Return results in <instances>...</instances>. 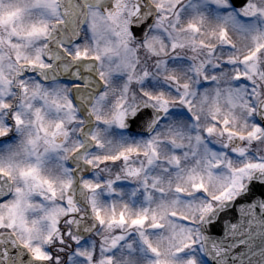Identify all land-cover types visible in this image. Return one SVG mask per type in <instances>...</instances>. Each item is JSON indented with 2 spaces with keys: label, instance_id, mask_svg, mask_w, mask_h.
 Wrapping results in <instances>:
<instances>
[{
  "label": "snow or ice",
  "instance_id": "6c2138e0",
  "mask_svg": "<svg viewBox=\"0 0 264 264\" xmlns=\"http://www.w3.org/2000/svg\"><path fill=\"white\" fill-rule=\"evenodd\" d=\"M105 3L0 0V116L12 108L10 101L20 93L14 116L9 113L8 119H0V137L9 134V119H14L18 130L26 125L36 130L26 142L36 163L15 166L22 186L0 183V264H264V159H248L239 167L228 160L230 175L218 176L213 169L225 161L210 149L206 148L211 156L206 175L195 170L185 173L181 157L173 153L163 162L179 170L174 184L171 177L153 170L162 162L161 147L165 143L184 147L182 130L173 132L168 141L158 136L138 143H127V138L106 140L112 128L126 130L130 124L149 122L151 130L171 114L170 105L175 101L163 92H145L152 104L145 105L143 111H128L117 105L111 113L105 112L107 92L93 94L92 73L97 64L103 67L105 59H118L117 72H134L130 54L135 50L130 41L138 34L153 55L167 54L159 36H144V28L152 20L140 14L139 6L131 15L146 23L137 29L126 17L125 0H114L110 10L104 8ZM212 3L222 11L239 7L240 15L249 19L264 17V9L250 0H231V5L228 0ZM221 19L251 36L254 48L243 55L230 54L223 65L209 60L193 69L205 82L218 85L213 102V118L218 124L221 98L232 109L254 115L257 109L251 101L261 96L258 85L264 83V30L257 23H240L231 13ZM85 26L94 48L81 43ZM189 28L200 31L196 24ZM110 34L116 37L115 44ZM219 39L230 48L236 47L227 28L221 29ZM199 46L212 47L202 41ZM187 47L197 50L194 41L189 44L172 40L173 52ZM209 64L217 70L211 77ZM229 65L232 67L226 71ZM161 67L168 73L165 79L184 89L179 103L191 113V85L181 84L179 69L169 70L167 61ZM112 75L111 66L108 72L98 73L106 88ZM150 75L144 71L141 79ZM26 76L34 79L26 80ZM249 82L253 85L251 91L239 86ZM207 92L205 89V101ZM82 108L87 111V121L81 119ZM149 108H155V118ZM229 115L232 119L226 117L222 122L229 137L253 142L264 135V119L256 120L251 130L241 134L229 127L233 120L239 123V118L234 111ZM25 116L31 119L26 121ZM191 119L199 121L194 114ZM91 121L99 127H74ZM243 127H248L247 121ZM75 131L82 139L73 141L69 149L66 145ZM207 132L211 135L215 128L209 127ZM194 140L195 144L189 146L198 153L202 137L197 135ZM41 142L45 145L43 156L38 151ZM106 147V152L93 151ZM61 151L75 155L76 169L65 166L67 156H58L59 162L45 175L47 157ZM233 152L242 161L248 155L243 147ZM137 157L143 159L137 162ZM162 171L169 172L170 168ZM0 176L11 180L12 171L0 167ZM126 182L139 187L132 189L130 200H117L124 196L122 185ZM182 183L190 185L191 191Z\"/></svg>",
  "mask_w": 264,
  "mask_h": 264
},
{
  "label": "clouds",
  "instance_id": "9594fccd",
  "mask_svg": "<svg viewBox=\"0 0 264 264\" xmlns=\"http://www.w3.org/2000/svg\"><path fill=\"white\" fill-rule=\"evenodd\" d=\"M125 2L127 4L125 14L132 27L139 29L146 23V20L137 21L136 18L131 15L133 10L139 6L141 9L140 14L152 20V24L144 28V36L149 38L152 36H159L163 41L167 54L165 55L161 52L159 56L153 55L145 46L144 37L138 34L130 41V47L135 50L134 54H130L131 63L135 66V71L132 72V70L129 69L117 72L115 66L119 63V60L105 59L103 67L97 64L92 73L93 79L95 80V84L93 85L95 91L93 94L97 95L100 92H107L108 95L105 105L106 113H111L117 105H123V108L128 111L133 109L143 111L145 105L152 104L144 95L145 92L154 95L163 92L171 101L175 102L170 105L172 109L171 114L164 117V119H162L157 126L152 127L151 130L149 128V122H141L137 125L130 124L129 128L126 130L112 128L108 131L106 140L110 139L115 142L122 138H127V143H138L158 136L160 139L168 141L171 139L173 132L178 129L182 130L185 137L183 140L184 147L176 148L170 143H165L161 147L162 162L153 170L154 173L171 177L174 184L176 183V174L179 170L171 168L167 163L163 162L166 157L173 153L181 157V167L184 169L185 173L195 170L196 172L206 175L207 160L211 158L210 152H206V148L210 149L211 152L218 154L219 159L225 161L224 165L213 169L218 176L230 175L229 169L226 166L228 160L232 161L234 167H239L248 159H264V135H262L259 141H241L236 137H229L224 133L222 124L226 117L232 119L229 114L234 111L239 118V123L233 120L229 127L235 132L246 134L247 131L251 130L256 120L264 119V107H261V104L264 103V83L258 85V91H261V96L255 97L251 101L257 109L254 115H250L240 108L232 109L231 106L221 98L219 104L221 111L218 114L220 123L218 124L213 118L214 90L218 85L216 83L205 82L202 77L197 76L193 70L194 67L200 65L201 62L207 63L209 60L213 61V63L218 62L223 65L230 54L238 53L243 55L248 49L254 48L251 36L240 31L231 23H223L221 19L223 16L231 13L237 16L240 23H257L261 30H264V17H256L253 19L242 17L239 7H229L227 11H222L212 3V0H125ZM228 2L231 5V0H228ZM250 2L258 8L264 9V0H250ZM113 3L114 0H106L104 8L109 9V5ZM165 17H167V19H165ZM201 17H203V22H201ZM158 22L161 23L158 24ZM190 24H196L200 28V31H192L189 28ZM222 28H227L229 39L236 45L234 49L228 47L219 39V32ZM213 32L216 33L215 36L212 35ZM109 39H111L114 44L117 42L114 35L110 34ZM173 39L177 40V42H187L189 44L194 41L197 50L194 51L192 47H187L173 52L171 48ZM201 41L212 47L201 48L199 46ZM81 43L94 48L92 36L87 30V26H85V30L81 35ZM209 52H214V55L209 56ZM164 61L168 62L169 70L179 69L177 75L181 84L189 83L191 85L190 91L193 95L188 97L189 101L192 103L191 113L187 111L184 104L179 103L184 89L178 88L176 83L165 79V75L168 73L161 67ZM110 66L113 75L109 79V84L106 88L100 81L98 73L101 71L108 72ZM231 67L232 66L229 65L228 69L225 70L230 71ZM144 71H148L151 74L148 79H141ZM207 71L209 77L217 74V70L211 64L208 65ZM25 79H34V77L26 76ZM106 79L108 78L106 77ZM219 86L223 90L224 84L221 83ZM239 86H246L249 91H251L253 87L250 82L247 85ZM205 89L208 90L207 101L204 100ZM19 98L20 93L18 92L10 101L12 108L5 112L3 116H0V119H8L9 113H12L14 116V110L19 108ZM149 110L154 113L153 118H155L157 114L155 108H149ZM82 111H84V115L81 116V119L87 121V111L84 108H82ZM193 114L199 117V121L191 119ZM30 119V116H25L26 121ZM245 121H247L248 124L247 128L243 127ZM7 126L10 129L9 134L0 137V162H2L0 163V167H3L5 171H12V179L9 180L8 177L0 176V183L12 184L14 187L22 186L18 170L15 166H27L36 163L35 154L32 153L31 147L27 146L26 143L29 134L33 136L36 135V130L34 127L27 125L24 126L22 130H18L14 119H9ZM74 127H85L86 129L90 127L92 130H95L99 125H97L95 121H91L85 125ZM209 127L215 128V132L211 135L207 132ZM197 135L202 137V143L200 151L194 153L193 147L189 145L195 144L194 137ZM189 136L193 137V139L189 140ZM81 139L82 136L79 131H75L66 147L71 149L74 146L73 141H79ZM177 142H180L179 138H177ZM108 147L105 149H93V151L95 153L106 152L108 151ZM236 147H243L246 149L248 155L243 161L233 152V149ZM44 149L45 145L41 142L38 151L42 156L44 155ZM185 153L188 155L185 156ZM58 156H67V160L63 161L65 166L76 169L78 161L75 155L71 151L67 153L61 151L49 154L44 167L45 175L50 174L53 166L59 162L57 159ZM135 159L139 162L143 158L137 157ZM10 162L13 165L12 168H9ZM164 168H170V171L163 172L162 169ZM74 174L78 177V173ZM182 186L186 187L188 191H191L190 185L182 183ZM137 187H139L138 184L131 182L124 183L122 185V190L125 194L123 197H116V199L125 201L130 200L132 189ZM11 198L12 197H10V199ZM140 198L141 197H138V199ZM193 198L205 199L206 197L194 196ZM256 259L259 261L260 258L257 257Z\"/></svg>",
  "mask_w": 264,
  "mask_h": 264
}]
</instances>
